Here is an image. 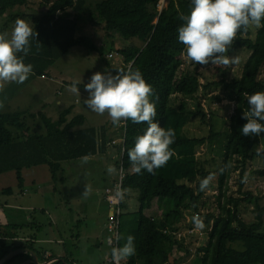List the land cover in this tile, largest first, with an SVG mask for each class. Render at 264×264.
<instances>
[{"label": "trees", "instance_id": "16d2710c", "mask_svg": "<svg viewBox=\"0 0 264 264\" xmlns=\"http://www.w3.org/2000/svg\"><path fill=\"white\" fill-rule=\"evenodd\" d=\"M43 1L44 11L31 16V26L38 33L39 41L31 40L30 52L24 57L26 64H32L35 76L49 75L55 61L77 45L96 52L108 68L111 67L109 59L112 57L107 59L88 36L78 35L79 21L88 11V17L96 23H103L109 35L115 31L124 39L137 38L142 42L141 45L132 43L116 49L124 57L122 69H139L142 72L154 90L150 97L157 111L154 122L165 129H174L176 133L175 142L170 145L175 155L167 164L152 173L143 170L142 174H135L131 171L128 150L134 147L136 136L146 130L147 124H136L131 120L121 124L123 142L117 143L119 160L116 165L125 171L122 187L139 192V208L135 216L124 221L122 213L120 216L119 246L129 235L134 237L135 245V254L124 264H170L177 258L175 250L179 249L184 254L193 253V264H264V208L260 207L251 190L243 189L247 167L255 158L264 157V133L245 136L241 132L247 122L242 118L243 110L249 107L242 94L264 91V20L254 35L250 27L247 31H239L229 49L237 51L244 48L249 52L240 71L232 72L228 79L226 72L231 68L214 65L221 71V76L215 79L213 75L197 71L196 67L184 66L185 46L178 41V28L184 23L180 15L190 12L191 0H167L161 12L157 9L158 0H98L87 9V0ZM28 2L0 0V17H19L10 11ZM67 7H72L76 14L72 16ZM71 82L65 84L70 86ZM214 89L220 92L211 94ZM174 95L183 97L178 105L173 104ZM208 98L212 102L226 99L228 109L234 103L229 119L222 116L225 119L223 123L228 122L224 128L216 129L211 121L213 111L206 112L202 100ZM188 99L196 100V106L189 107ZM71 110L70 107L64 109L53 120L44 111L33 114L28 110L9 112L0 108V173L15 170L17 191H24V168L46 164L52 178L57 180L61 161L107 154L111 144H116L108 136L106 126H85L83 114L68 118ZM35 118L38 122H32ZM199 118L208 126L204 135L188 131V125ZM215 144L222 150L218 166L213 164L214 157L211 160L198 154L201 149ZM235 170H239L238 193L233 196L228 195V180ZM256 171L264 175V170ZM209 174H213L218 182V213L207 209L209 201L204 198L205 190L199 188L200 181ZM212 181L208 188L213 186ZM2 190L6 194L14 193V187ZM251 199L257 213L255 221L248 223L241 217L240 206ZM155 202L174 207L167 213L149 216L146 211ZM121 207L126 208L125 200L121 201ZM188 215L191 217L189 222L186 221ZM194 217L202 219L204 227L195 234H188L191 239L188 244L184 237L178 239L174 232L192 227ZM19 226L0 224V257L17 247L35 250L40 261L56 257L51 254L45 258L30 240L16 244L13 238ZM191 243L196 244L195 249ZM18 260H25L23 264H35L30 253L18 254L6 264H14ZM50 264L73 263L65 255L62 260H53Z\"/></svg>", "mask_w": 264, "mask_h": 264}, {"label": "rangeland", "instance_id": "374dc122", "mask_svg": "<svg viewBox=\"0 0 264 264\" xmlns=\"http://www.w3.org/2000/svg\"><path fill=\"white\" fill-rule=\"evenodd\" d=\"M97 1L87 0L86 9L92 8ZM41 2L44 1L29 0L25 5L14 7L10 14H17L19 17L13 18L9 13L6 14L9 16L0 17V32L10 33L17 18H23L31 25V16L33 14L39 15L44 11L43 6L45 4L42 5ZM67 11L72 16L76 14L72 7H67ZM5 24L7 25L4 27ZM250 29L254 35L257 27L252 25ZM78 35L88 36L97 48H101L107 59L110 58L108 55L112 52L113 56L109 59L111 67L108 68L96 52L89 51L85 46H74L67 54L55 61L49 69V75L39 77L31 73L23 84L6 83L0 89V103L3 104L1 109L9 112L28 110L33 114L44 111L45 114L55 120L64 109L70 107L72 110L68 118L77 114H84L86 117L85 126L107 122L108 136L119 140L123 134L122 125L112 127L110 118L106 113L105 115H98L85 105L84 98L88 96V93L84 91V84L89 82L91 75L96 71L122 69L124 57L116 49L132 43L141 45L142 42L137 38L124 39L120 33L115 31L109 35L104 30L103 23H96L95 20L88 17V11L84 12L79 21ZM227 54L240 57V63L231 66L229 72H226V76L230 79L232 72L240 71L249 52L243 48L237 51L229 50ZM185 63L184 66L188 65L191 69L196 67L197 71H204L207 75H213L215 79L221 76V71L216 70L214 65L201 67L195 63L187 61ZM222 68L226 69L223 66ZM262 75L264 77V71ZM73 80L81 81L78 85L81 95H76L67 88L70 86L65 82ZM38 81L43 84L40 85L39 89L35 86V84H39ZM59 83H64L65 86H61ZM58 87L63 88L64 91H69L71 94L66 96L62 95L61 92L58 93ZM218 92H220L219 89H214L211 94ZM181 98H183L181 95H174L173 104L178 105ZM186 102L191 108L196 106L194 99H188ZM227 102L226 99L213 102L209 98L206 101L205 99L202 100L204 108H207L206 112H209L210 109L213 111L211 121L216 129L228 125V122L223 123L225 119L222 116L224 115L226 119H229L233 112L234 103L232 102L228 109ZM32 122L38 121L35 118L32 119ZM207 129L208 126L200 118L188 125V131L197 135L206 134ZM110 149L112 153L87 157V163H82L85 157L61 161L57 180L52 178L46 164L24 168L22 171L25 178L23 192L17 191L15 170L0 173V204H2L0 207V224L21 225L15 230L13 240L16 244H25L30 240L45 258L55 254L56 257L63 259V256L68 255L73 264H111L108 258L111 257L112 246L107 242V237L110 234L107 231L110 205L105 198V189L118 180L120 169L116 165V161L119 160L118 144H111ZM198 154H202L211 160L214 157L216 160L213 161V164L216 166L221 163L222 150L218 144L209 145L201 149ZM110 164L116 168L114 174L107 172V167ZM256 170H264V157L255 158L247 167L243 189L251 190L253 195L258 198L260 207L264 208V175ZM238 171H232L233 173L228 180V195L236 196L238 193ZM86 183L91 185L92 194L84 199L81 194ZM212 183L213 186L205 190L204 198L209 201L207 209L218 213L216 195L219 192V187L216 177L213 178ZM7 187H14V193H3L2 189ZM124 200L126 201V208H122L123 221L126 218H133L139 208L138 190L130 189ZM173 207L174 205L171 204L158 205V202H155L154 206L146 212L149 216L160 215L167 213ZM256 210L254 200H246L240 206L242 219L248 223L255 221ZM6 235L10 236V233ZM185 238L189 239L188 236ZM190 240H187L188 244H190ZM193 245L195 249L196 244ZM175 254L177 258H174V261L172 259L170 264H193V253L184 254L183 250L179 249L175 250ZM45 261L41 260V262ZM125 261L123 260L122 264ZM24 262L25 260H18L14 264H23Z\"/></svg>", "mask_w": 264, "mask_h": 264}, {"label": "clouds", "instance_id": "9594fccd", "mask_svg": "<svg viewBox=\"0 0 264 264\" xmlns=\"http://www.w3.org/2000/svg\"><path fill=\"white\" fill-rule=\"evenodd\" d=\"M191 5L188 14L180 15L184 23L178 28V41L185 46V60L201 67L216 65L229 68L239 64L238 55L229 56L227 53L239 31H247L252 25L257 28L262 26L264 0H191ZM37 37L38 33L23 18L15 20L10 33L0 32V89L6 83L23 84L33 72L32 64H26L24 57L30 52L31 40L39 41ZM80 83V80H73L69 90L81 95ZM84 91L88 93L84 98L85 105L98 115L107 113L114 126L118 127L122 121L128 120L147 124L146 130L136 136L134 147L128 150L133 173L142 174L143 170L152 173L165 166L175 155L170 148L175 142V130L165 129L154 122L156 105L150 99L154 90L139 69L96 71L84 84ZM242 95L249 107L243 110L242 118L247 122L241 132L245 136H260L264 133V91L245 92ZM119 140H115L116 143H122ZM87 162L88 158L85 157L82 163ZM107 172L114 174L115 166L108 165ZM213 178V174L203 178L199 184L200 190H206ZM128 191L116 185L112 202L123 201ZM91 194L92 187L86 183L81 196L87 199ZM193 219L196 227H204L202 219ZM109 243H112L111 238ZM134 254L132 235L127 236L122 246L111 247L113 264H120Z\"/></svg>", "mask_w": 264, "mask_h": 264}, {"label": "built area", "instance_id": "2783aa9c", "mask_svg": "<svg viewBox=\"0 0 264 264\" xmlns=\"http://www.w3.org/2000/svg\"><path fill=\"white\" fill-rule=\"evenodd\" d=\"M166 4H167V0H158V3H157L158 11L161 12L162 9L166 6ZM112 56H113V54L111 52L109 57H112ZM122 124L125 125V121H122ZM113 142H116V141L114 140ZM120 142H123V138L120 139ZM124 177H125V171H124V169L121 168L119 171L118 180L116 182H114L113 185H110V186L106 187V189H105V198L110 205V213H109L108 222H107V231L110 234L107 237V242L109 243V238H111L112 243L111 244L109 243V245H111L112 247L113 246H119V244H118L119 239H117V237H119V235H120L119 234L120 233V216L122 213L121 201H119L118 203H113L112 200L114 197L115 186L119 184L122 187V181H123ZM186 221L187 222L191 221V217L189 215L187 216ZM192 224H193L192 227L182 228V229L175 231L174 234L176 235V237L178 239H182L183 237L185 238V236H188V234H191V235L195 234V232L199 228L195 226L194 221ZM182 230H184V231H182ZM189 239L185 238V242H187V240H189ZM108 260L111 264H113L111 257ZM120 264H122V261L120 262Z\"/></svg>", "mask_w": 264, "mask_h": 264}, {"label": "water", "instance_id": "95a60500", "mask_svg": "<svg viewBox=\"0 0 264 264\" xmlns=\"http://www.w3.org/2000/svg\"><path fill=\"white\" fill-rule=\"evenodd\" d=\"M21 253H30L33 257L35 264H50L53 260L62 259L60 257H54L52 260L41 262L39 260V256L37 252L29 247H17L13 250L8 251L6 254L0 257V264H6L9 260H11L14 256Z\"/></svg>", "mask_w": 264, "mask_h": 264}, {"label": "crops", "instance_id": "0c3cea01", "mask_svg": "<svg viewBox=\"0 0 264 264\" xmlns=\"http://www.w3.org/2000/svg\"><path fill=\"white\" fill-rule=\"evenodd\" d=\"M40 77V76H39ZM39 82V84L37 83V84H35V86L37 87V89H39L41 86V84H42V82L41 81H38ZM61 86L62 85H64V83H59ZM43 85V84H42ZM65 86V85H64ZM59 89L57 90V92L58 93H60L61 92V94L62 95H66V96H69L71 93L69 92V91H64L63 90V88H60V87H58ZM68 89H69V87H67ZM36 89V88H35ZM47 91H49V88H47ZM107 114V113H106ZM84 115V114H83ZM105 115V114H104ZM84 117H85V115H84ZM110 118V117H109ZM85 121H86V117H85ZM110 121H111V119H110ZM112 123V122H111ZM106 125H108V123L107 122H105V123H99L98 125H90V126H97V127H104V126H106ZM112 127L114 126L113 124L111 125ZM114 139V138H113ZM107 153H112V151H111V149L109 148L108 149V152ZM37 166V165H36ZM16 176V175H15ZM24 177V176H23ZM25 179V178H24ZM17 180V179H16ZM7 204V206L9 205L8 204V202L6 203ZM1 205L2 204H0V207H1ZM109 259V258H108ZM109 261V260H108Z\"/></svg>", "mask_w": 264, "mask_h": 264}]
</instances>
